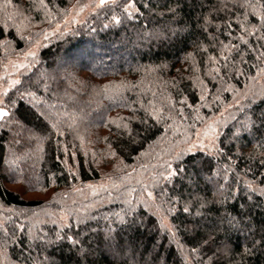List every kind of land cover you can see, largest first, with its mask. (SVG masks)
Instances as JSON below:
<instances>
[{"label":"snow or ice","instance_id":"6c2138e0","mask_svg":"<svg viewBox=\"0 0 264 264\" xmlns=\"http://www.w3.org/2000/svg\"><path fill=\"white\" fill-rule=\"evenodd\" d=\"M9 5H13V0H4V7ZM40 5L44 6V0H40ZM13 7L18 15L23 16L26 9ZM96 7L108 8L105 13L108 22L101 24L102 29L133 24L141 17H159L162 21L160 26L151 31H145L144 26L140 29L134 27L138 42L175 47L188 41L192 49H183L186 53L183 62L188 65L190 75L185 78L178 73L171 79V88L179 97L178 101L169 94L164 107L146 109L138 116L133 110L130 117L120 118L123 123L117 128L119 137H127L125 146L139 142L141 131L146 133L157 125H165V133L174 132L177 125L168 124V121H175L176 117L188 119L184 116V107L195 113L192 117L195 123L189 125L190 131H186L179 141L174 140L171 147L157 157V165L151 169L142 165L147 176L138 181V192L135 188L130 191L125 188L128 195L119 211L74 220L71 212H67L59 219L58 229L29 233L28 244L22 250L24 264L29 261L31 264H99L101 256L111 257V264H169L168 256L173 247L179 264H248L251 257L264 254V220L256 219L258 214H264V199H261L264 198V108L257 106V99L264 102V88L259 92L254 90V84L264 78V0H215V3L212 0H164L163 4L155 5L153 0H98V4L97 0H90L84 5L78 0L73 5L81 12ZM186 7L191 11L186 12ZM6 15L8 20H13V15ZM249 16H258L259 27L249 20ZM233 23L239 30L235 39L243 42V48L231 39ZM20 31L18 27L17 32ZM91 31L96 32L97 29L92 28ZM252 37H255L258 47L250 43ZM11 45L7 38L0 39V46L6 51ZM210 49L216 55L207 57L209 71L204 79L196 76L193 80L191 73L195 56H201L199 63L203 65V56ZM23 55L34 58L36 53L29 50ZM247 58L257 61L251 65L256 69V75L249 77L254 84L237 94L235 105L227 106L239 112V117L230 114V120H225L223 113L218 117H205L195 103H187L181 89L184 79L189 81V87L199 88L200 107L211 108L208 84L217 89L213 103L219 102L221 92L234 90L231 80L245 75L242 66L248 63ZM190 60L193 63H189ZM65 65L69 62L62 59L52 73H41L34 85L35 91L31 90L33 86L22 91L17 87L22 83L19 79L6 76L8 86L0 88V129L15 131L11 143H19L18 136L29 142H51L53 136L59 134L58 125L51 123L47 111L52 105L38 99L37 92L41 86L48 92L52 83L69 79L74 81L72 86L77 93H87L89 88L85 80L77 79L79 70L75 62L69 65L72 71ZM15 67L24 68L26 65L19 63ZM167 67V62L158 65L160 71ZM64 94L68 95L67 91ZM97 94L93 91L90 99ZM69 99L78 102L76 96H69ZM240 99L248 101L246 107L240 104ZM25 101L31 106L26 110L21 107ZM177 104L182 107H177ZM25 111L32 112L37 120L49 123L29 126L31 121ZM133 120L138 121V126L132 125ZM245 149L250 151L245 153ZM109 150L113 157L117 155L111 150V145ZM9 155L7 163H15L18 157L11 151ZM234 156L257 162L259 180L252 167L238 172L239 165L235 164ZM249 173L252 174L251 179L248 178ZM22 190L26 195H39L28 192L26 188ZM92 221L96 223L95 227ZM19 228L24 231L23 225ZM4 232L8 230L5 228ZM146 235L154 236L150 248L142 242ZM237 235L243 238L240 245L234 243ZM6 239L13 244L24 243L23 240L17 241L14 231ZM5 248L6 244H0V255H4ZM36 249L39 251L33 257L32 252ZM0 264H5V261L0 260Z\"/></svg>","mask_w":264,"mask_h":264},{"label":"trees","instance_id":"16d2710c","mask_svg":"<svg viewBox=\"0 0 264 264\" xmlns=\"http://www.w3.org/2000/svg\"><path fill=\"white\" fill-rule=\"evenodd\" d=\"M77 2L78 0H44V6H41L40 0H23V3L22 0H13V5L26 9L23 16H20L13 5L4 7V0H0V39L7 38L12 42L7 51L0 46V71L11 58L18 57L42 41L36 56L28 57L26 67L20 70L18 76L22 83L17 87L23 91L25 87L33 86L31 90L35 91L34 85L40 74L52 73L62 59L68 61L69 65L75 62V67L79 70L77 79L89 84L87 93H77L71 79L58 84L52 83L48 92L41 86L37 92L38 99L52 105L47 111L50 113L51 123H56L59 127V134L54 135L51 142H29L23 136H18L20 142L13 144L11 141L15 131L0 129V244H6L5 253L0 255V260H4L5 264H17V261L24 264L22 250L28 244L29 233L58 229L59 219L67 212H71L74 220L119 211L124 207L122 202L128 195L125 188L129 191L135 188L138 192V181L147 176L142 165H148L149 169L157 165V157L167 151L174 140L179 141L186 131H190L189 125L195 123L192 119L195 113L184 107V116L188 119L180 120L176 117L175 121H168V124L177 125L174 132L165 133V125H157L146 133L141 131L139 142L125 146L127 137H119L117 128V125L123 123L120 118L130 117L133 110L138 116L146 109L164 107L168 103L169 94L174 101H178L179 97L171 88V79L177 77L178 73L185 78L190 75L188 65L183 62L186 54L183 49H192L188 41L175 47L160 46L155 42H138L134 27L140 29L144 26L145 31H151L160 26L162 21L159 17H141L133 24L102 29L101 24L108 22L105 19L108 8L96 7L82 21L67 25L73 5ZM85 2L86 0H79L81 5ZM212 2L215 3V0ZM157 3L163 4L164 0H153L154 5ZM185 10L191 11L187 7ZM6 14L13 15V20H8ZM145 16H148L147 12ZM249 20L259 27L258 16H249ZM5 24L8 26L5 27ZM18 27L21 29L19 33ZM92 28L97 31L92 32ZM237 35L239 30L233 23L231 39L240 43L243 48V42L235 39ZM250 43L258 47L255 37L250 38ZM209 54L216 55L210 49L203 56V65L199 63L201 56H195V66L191 73L193 80L196 76L205 78L209 71ZM177 58H180L179 62ZM247 59L248 63L242 66L245 75L231 80L234 90L221 92L219 102L213 103L217 89L211 83L208 84L211 93L208 103L211 108L200 107L202 102L199 100V88L189 87V81L184 79L181 89L187 103H195L200 114L205 117H218L221 113L225 120H230V114L239 117V112L227 106L235 105L237 94L246 86L254 84L249 77L256 75V69L251 65L257 61ZM161 62L168 63L163 71L158 69ZM189 63L193 61L190 60ZM69 65L64 67L72 71ZM262 88L264 78L254 84L255 91L259 92ZM10 91L14 93L15 89ZM65 91L68 95L64 94ZM93 91L98 94L90 99ZM69 96L78 97V102L69 99ZM247 103L248 101L240 99L241 105L246 107ZM257 106L264 108V102L257 99ZM21 107L26 110L31 106L25 101ZM177 107L182 105L177 104ZM25 115L31 121L29 126L49 123L37 120L32 112L25 111ZM132 125L138 126V121L133 120ZM110 145L111 150L117 153L115 157L109 154ZM10 151L18 157L12 164L7 163ZM248 151L250 149H245V153ZM233 160L239 165L238 172L252 167L259 180L257 162L249 161L246 157L237 159L235 156ZM248 178H252L251 173ZM89 185L93 187L90 188ZM25 188L28 192L39 193L40 197H28L22 190ZM256 219L264 220V214H258ZM91 223L96 226L94 221ZM100 223L103 226L102 220ZM20 225L24 226L23 232ZM5 228L7 233L4 232ZM13 231L17 241L23 240V244H13L10 239H6ZM153 241V235L142 238L143 244L149 248ZM234 243L242 244L243 238L234 236ZM38 251L39 249L34 250L32 256H37ZM98 259L99 264H111V257L101 256ZM174 261L179 264L173 247L168 262L173 264ZM248 264H264V254L258 253L251 257Z\"/></svg>","mask_w":264,"mask_h":264},{"label":"rangeland","instance_id":"374dc122","mask_svg":"<svg viewBox=\"0 0 264 264\" xmlns=\"http://www.w3.org/2000/svg\"><path fill=\"white\" fill-rule=\"evenodd\" d=\"M90 0H86V2L84 4H89ZM82 4V5H84ZM97 4H98V0H97ZM93 10V8H86L83 12L79 11V9H73L71 14L68 17V23L67 25H69V23H78L80 21H82L84 19V17L91 11ZM42 42V41H41ZM41 42H37L33 47H31L29 50L34 51L35 53L38 51ZM28 50V51H29ZM27 51V52H28ZM26 53V52H25ZM28 57H25V55L21 54L16 58H11L5 68L0 71V88H4L7 87V83L5 82L6 80V76L10 75V78L15 80V79H19V72L22 68H18L15 67V65L19 64V63H26ZM28 197H40V195H28Z\"/></svg>","mask_w":264,"mask_h":264}]
</instances>
